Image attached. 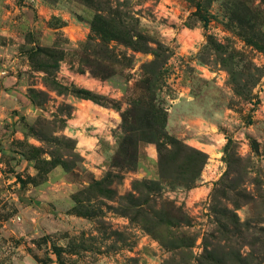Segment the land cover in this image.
<instances>
[{"label": "rangeland", "instance_id": "rangeland-1", "mask_svg": "<svg viewBox=\"0 0 264 264\" xmlns=\"http://www.w3.org/2000/svg\"><path fill=\"white\" fill-rule=\"evenodd\" d=\"M163 200L186 219L162 242ZM204 240L264 264V0H0V264H195Z\"/></svg>", "mask_w": 264, "mask_h": 264}, {"label": "trees", "instance_id": "trees-1", "mask_svg": "<svg viewBox=\"0 0 264 264\" xmlns=\"http://www.w3.org/2000/svg\"><path fill=\"white\" fill-rule=\"evenodd\" d=\"M91 4L93 5V3L91 2ZM98 11H101V9L96 8ZM107 13H103L102 12H97L93 15V17L91 18V22H90V28L91 31L94 32L95 34L99 33L102 34L104 36H109V38H115L117 36H115L113 34V30H108L109 27L112 24L111 20H115V16L112 14L109 10H107ZM126 46H130L132 49H137L135 47H140L139 44H136L137 42L133 41L131 37H126ZM138 45V46H135ZM144 47V46H143ZM141 48V47H140ZM144 48H142L143 50ZM145 49H148L145 46ZM147 51V50H146ZM92 55L96 56L97 61V68L90 70L91 73L93 75H100L102 77H108V74L106 75V72L104 70V68L101 66L104 65L105 61H108V57L105 55H101V54H97L95 52L92 53ZM155 60H157V57H155L152 61L151 64H156ZM85 61V60H84ZM147 73H151L149 68H143ZM163 118V115L160 113V116ZM156 143L159 145H162L163 143H173L174 141L172 140V138L164 131V127L163 124L161 123V128L157 129L155 134L152 136ZM159 158H158V162L159 165L158 167L161 166L162 164V158H161V149H159ZM132 159H133V166H136V154H132ZM159 169V168H158ZM161 175V174H160ZM161 177V176H160ZM154 185L153 187L148 186V184ZM141 187H138L137 185L132 186V190L133 191H129L128 194V199H127V203L128 205H126V214L131 215V213L134 211L137 213V209H139L140 211L143 212V214L141 215L144 219H147V208L146 209H142L143 205H144V201L145 200H139V198H137L138 195L141 194V190L142 189H150V191L154 190V188H156V182L154 181H142ZM143 186V187H142ZM137 193V196L134 195V193ZM216 192V191H215ZM161 207L164 209L163 213L160 214L161 216V225L163 228H165V232H162V242L165 239H169V237H176L177 236L174 233V231H169L168 228L174 227V226H178L181 227V223L185 221L186 217H185V213L182 211L180 206H176L172 201H168V200H163L161 203ZM237 207H239L238 202H234V204L232 205V211H231V221L236 224L238 223V217L236 216V213L234 212V209H236ZM139 213V211H138ZM137 213V214H138ZM145 214V215H144ZM185 232V231H184ZM182 239H178L181 240L180 241V246L182 248H186V249H190L192 247V244L194 243V240H189V242L185 243V236L183 237V235H181ZM209 236H212L213 238H220L219 236L214 235L213 233H210ZM167 246V244H165ZM223 245L219 243V241H215V247H209L208 244L203 243V250L201 252L200 255L196 256L195 259V264H250L253 263L251 259L248 260V257L243 255L241 253L240 250L235 251L234 254H231L229 252H224L223 250ZM221 251V256H219V254L217 253V251ZM249 261V262H248ZM254 262L253 264H260L262 262V258L259 259L254 257Z\"/></svg>", "mask_w": 264, "mask_h": 264}, {"label": "crops", "instance_id": "crops-1", "mask_svg": "<svg viewBox=\"0 0 264 264\" xmlns=\"http://www.w3.org/2000/svg\"><path fill=\"white\" fill-rule=\"evenodd\" d=\"M6 79H7V78H6ZM6 79H5V80H6ZM10 83H11V80H10Z\"/></svg>", "mask_w": 264, "mask_h": 264}, {"label": "water", "instance_id": "water-1", "mask_svg": "<svg viewBox=\"0 0 264 264\" xmlns=\"http://www.w3.org/2000/svg\"><path fill=\"white\" fill-rule=\"evenodd\" d=\"M255 142H253V144H254Z\"/></svg>", "mask_w": 264, "mask_h": 264}]
</instances>
